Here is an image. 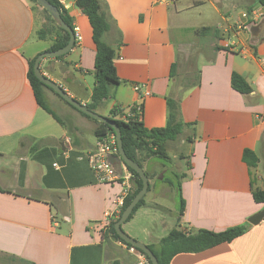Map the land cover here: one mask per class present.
Wrapping results in <instances>:
<instances>
[{
  "label": "crops",
  "instance_id": "0c3cea01",
  "mask_svg": "<svg viewBox=\"0 0 264 264\" xmlns=\"http://www.w3.org/2000/svg\"><path fill=\"white\" fill-rule=\"evenodd\" d=\"M207 1L192 0L195 7ZM59 2L82 41L55 61L50 78L87 105L96 84L92 28L76 0ZM102 2L111 23L105 37L116 49L121 84L95 112L109 117L117 107L127 115L142 105L145 126L156 129L167 125L168 99L177 101L179 120L190 124L183 133L191 144L190 154L180 155L188 158L190 172L182 181L180 229L220 232L249 224L264 209L253 197L254 190L264 191V7L250 17L241 13L235 23L228 12L222 18L226 25L198 28L186 26L184 9L175 0ZM255 26L258 37L252 34ZM42 27L29 0H0V255L13 264H139L127 245L103 237L100 225L127 183L99 182L88 161L80 159L96 149L99 124L62 107L45 90L46 103L62 108L70 121L69 126L59 123L38 104L28 80L29 61L42 53L33 45ZM199 35L209 40L201 42ZM233 72L250 84V95L232 88ZM146 92L150 95L142 97ZM85 132L95 140H87ZM247 149L259 158L255 168L243 160ZM157 165L155 159L144 164L155 169L149 172L153 180L167 171L163 167L161 174ZM159 208L145 197L128 223ZM249 225L232 243L178 255L171 264H264V222ZM148 230L143 227L139 234L147 236Z\"/></svg>",
  "mask_w": 264,
  "mask_h": 264
},
{
  "label": "trees",
  "instance_id": "16d2710c",
  "mask_svg": "<svg viewBox=\"0 0 264 264\" xmlns=\"http://www.w3.org/2000/svg\"><path fill=\"white\" fill-rule=\"evenodd\" d=\"M31 1L38 5L36 0ZM47 1L57 7L60 10L62 19L65 21V23L71 28L75 29L73 18L69 15L68 11L59 2V0ZM76 3L81 12L89 20L92 28V38L96 48L94 70L96 84L92 92L91 103L87 104V107L90 110L96 111V109L106 100L114 97V89H116L121 84V80L117 74V68L115 65L116 49L111 44L105 41V35L111 30V23L108 19L107 14L103 10L104 6L102 0H76ZM257 5H259L260 7H264V0H258ZM41 9L43 10V12H45L46 17L43 27L37 31L38 38L40 40L48 39L52 41V45L48 49V51H56L66 47L70 41L69 33L54 22L52 16L47 10L43 9L42 7ZM254 9L255 7H251L248 10L247 15L249 17L252 15ZM204 30L207 29L204 28ZM65 56H61L55 59L62 60ZM35 61L36 58L29 61L28 80L34 90L38 104L50 115H52L55 120L62 124V120L46 103L45 89H48L52 92L54 91L43 84L36 77L34 73ZM41 72H43L42 69ZM231 85L235 91L242 95H250L253 91L252 87L246 81V79L237 72H233L231 76ZM55 94L60 97V99L64 100L60 95H58L57 93ZM66 103L70 105L68 102ZM167 103L168 122L167 125L163 128L148 129L143 122L142 115L138 113L135 106L131 107L127 115H125L122 110L115 107L111 111L110 116L107 117L115 121L119 125L122 133L123 146L127 156L133 161L137 162L144 170L145 162L151 159L170 162L171 158L169 157L167 151L168 143L171 141H175L183 133L184 129L190 126V124L183 123L179 120L178 102L172 99H168ZM70 106L76 109L72 105ZM76 110L83 116L99 124V127L95 131V135L98 140L107 138L110 135H115L114 130L108 124L99 122L98 120L84 114L78 109ZM121 115H124L123 119L117 118ZM119 158L120 161L123 162L120 155ZM243 160L249 166V168H255L259 163V158L257 157V155L253 151L248 149L244 151ZM127 168L132 174V190L124 200V205L119 217L111 222L107 230L104 231L103 237L111 236L113 239L121 241L128 247H133L132 245L124 241L118 235L115 229V223L121 218L125 209L129 206V204L143 187V181L140 175L132 168L128 166ZM145 173L149 177V180H153V176L148 171L145 170ZM185 177L186 174H174V178L165 177V179L163 180L164 183L169 184L171 187L177 190L180 206L178 227L173 229L166 237L162 238L158 245H148V247L154 252L155 256L157 257L159 264H171L172 260L176 256L181 254L200 253L222 244L232 243L237 238L243 236L250 227V225L247 224L243 226L232 227L220 232H214L210 230H195L187 232L181 230L180 221L185 211V200L182 195V181ZM151 189L152 186L150 183L148 192H150ZM145 197L134 209L133 214L127 222L131 221L138 210L145 205ZM253 197L257 203H264V191L254 190ZM147 258L151 262L148 256Z\"/></svg>",
  "mask_w": 264,
  "mask_h": 264
},
{
  "label": "rangeland",
  "instance_id": "374dc122",
  "mask_svg": "<svg viewBox=\"0 0 264 264\" xmlns=\"http://www.w3.org/2000/svg\"><path fill=\"white\" fill-rule=\"evenodd\" d=\"M33 7L35 8L36 14L38 18H40V21H43L46 17L45 12L41 9L40 6L29 0ZM177 7L179 9H184L183 14L185 16H181V19L185 21L186 26L189 25L190 27H205V26H222L226 25V23L222 20L224 18L225 14L228 12L231 16V23H235L238 19V16H240L241 13L246 12L248 13V9L250 6L252 7H260L257 5L258 0H245L244 2H239V0H230L229 3H223V5L219 4L217 0H210L203 4L197 5L195 7L193 5L192 0H175ZM206 1V0H204ZM235 1V4L240 3L237 8L234 7L232 2ZM192 5L191 8H189ZM186 35V33L184 34ZM175 37L179 40L178 35L175 34ZM187 37V36H186ZM201 42L208 41V37L204 36H197ZM105 41L108 42L107 37H105ZM33 45L36 49L44 53L46 50H48L51 45V40H38L35 39L33 41ZM55 61H57L55 58H46L42 61L41 69L43 73L47 77H51V73L55 70ZM51 79V78H50ZM46 92L52 94V96L55 98L56 102L61 105L64 108H68L70 110H74L78 112L76 109L72 108L70 105H68L64 100L60 99L54 92L45 89ZM48 105L51 107V109L56 113V115L65 122L67 126L70 125V121L64 116L62 108L57 107L55 104L48 102ZM80 113V112H78ZM81 114V113H80ZM85 137L89 141L95 140V135L92 132H85ZM168 155L171 158L170 162H163L160 160H155L159 163L157 165V171H162L163 167L167 170L164 175L157 174V176L154 178L153 182L151 181L152 189L150 192H148L146 196L147 202L154 201L157 203L161 209H156L149 211V215L147 218L142 219L140 217H137L132 223H124L122 228L124 232L129 235L131 238L142 242L144 244L152 245V237L153 239H158L159 241L166 237L173 229L177 228L178 225V211H179V195L176 189H173L170 192V185L163 184V180L165 177H173V174H190L189 168H188V158H183L180 155L184 153L185 155H189L191 151V144L189 141L185 139V134H181L175 141H171L168 144ZM264 169V166H262ZM145 170L152 173L155 171L154 168H147V166H144ZM165 171V170H164ZM160 172L163 174V172ZM264 175V171H263ZM159 180L161 182H159ZM154 189L160 190V193L157 196H154ZM172 189V188H171ZM149 227V233H151L152 237L149 236V233L147 236L139 234V229L143 227ZM156 241V240H155ZM0 264H13L11 261L5 259L2 255H0Z\"/></svg>",
  "mask_w": 264,
  "mask_h": 264
},
{
  "label": "water",
  "instance_id": "95a60500",
  "mask_svg": "<svg viewBox=\"0 0 264 264\" xmlns=\"http://www.w3.org/2000/svg\"><path fill=\"white\" fill-rule=\"evenodd\" d=\"M38 5L42 7L43 9L47 10L49 14L52 16L54 22L60 26L62 29L66 30L70 35V41L68 45L60 50L56 51H46L44 53H41L35 61L34 64V73L36 77L46 86L51 88L55 93L60 95L66 102H68L70 105L78 109L79 111L83 112L84 114L98 120L99 122L108 124L115 133L116 140H117V146L120 153V156L128 167L135 170L141 177L143 181V187L140 190V192L135 196V198L132 200V202L129 204V206L125 209L123 212L121 218L115 223V229L118 235L126 241L128 244L132 245L133 247L141 250L144 252L149 259L151 260L152 264H159L157 257L155 256L154 252L144 243L139 242L133 238H131L129 235H127L122 226L124 223H126L131 215L133 214L134 209L137 207V205L140 203V201L147 195L149 187H150V180L147 174L145 173V170L135 161L130 159L124 149L123 146V140H122V133L119 125L104 116H101L95 111L90 110L86 104H83L73 98L61 85L57 84L53 80H51L49 77H47L43 72H41V63L46 58H59L61 56H65L68 53H70L75 45H76V34L73 28H71L69 25L65 23V21L62 19L60 10L55 7L53 4H51L47 0H36ZM252 34L254 37H258L260 35V27L255 26L252 29ZM264 222V209L260 211L257 214H254L251 216L248 220V223L251 225H259Z\"/></svg>",
  "mask_w": 264,
  "mask_h": 264
},
{
  "label": "built area",
  "instance_id": "2783aa9c",
  "mask_svg": "<svg viewBox=\"0 0 264 264\" xmlns=\"http://www.w3.org/2000/svg\"><path fill=\"white\" fill-rule=\"evenodd\" d=\"M164 1L171 2V0ZM74 31L76 34V42H81L82 36L80 35L79 30L75 28ZM134 88L137 92L141 91V86L139 85H135ZM149 95L150 93L146 92L142 97H146ZM135 107L138 113L142 115V105ZM116 141V136L110 135L107 138L98 140L97 147L94 151L80 156L81 160L86 159L88 161L91 170L93 171L99 182L108 184H115L119 182L127 183V188L121 198L118 199L115 210L107 212L105 218L100 223L103 230L105 231L107 230L111 222L119 217L124 205V200L132 189V174L128 170L127 166L120 161V153ZM117 161H120L121 164L118 165ZM128 250L130 251V253L136 256L139 264H152L141 250L135 247H128Z\"/></svg>",
  "mask_w": 264,
  "mask_h": 264
}]
</instances>
